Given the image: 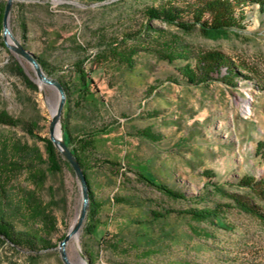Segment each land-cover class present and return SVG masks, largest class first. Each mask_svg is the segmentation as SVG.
Here are the masks:
<instances>
[{
	"label": "rangeland",
	"instance_id": "obj_1",
	"mask_svg": "<svg viewBox=\"0 0 264 264\" xmlns=\"http://www.w3.org/2000/svg\"><path fill=\"white\" fill-rule=\"evenodd\" d=\"M193 1L12 2L11 34L68 88L59 120L64 142L76 148L93 140L84 163L87 215L91 206L93 215H86L78 240L66 243L76 264H264V223L224 193L244 194L237 183L244 174L264 177V161L254 154L264 140V11L247 2L240 27L216 39L146 15L163 6L184 10ZM184 46L189 59L165 58L183 54ZM211 50L237 67L233 85L216 73L204 83L182 79L178 68ZM56 99L32 65L4 46L0 22V113L28 123L39 136L0 123V162L12 163L4 188L16 201L33 197L56 227L47 236L52 246L37 252L0 243V264H62L57 243L79 212L81 193L71 167L61 162L38 179L46 167L40 137L48 136ZM140 173L184 197L165 195ZM197 210L214 211L217 219L192 215ZM18 216L5 211L14 229L25 231L33 221Z\"/></svg>",
	"mask_w": 264,
	"mask_h": 264
},
{
	"label": "trees",
	"instance_id": "obj_2",
	"mask_svg": "<svg viewBox=\"0 0 264 264\" xmlns=\"http://www.w3.org/2000/svg\"><path fill=\"white\" fill-rule=\"evenodd\" d=\"M249 1L256 2L259 10L264 11V0H195L187 4L184 10L178 9L174 6H163L161 8L148 9L146 15L148 18H159L170 24L173 23L184 33L198 30L202 36L216 39L226 36L229 29L240 27L241 20L244 16L243 7ZM3 6L4 5L0 8V22ZM206 14L208 15L207 17H205ZM22 29L24 30V25H22ZM180 51L183 54H164L165 58L168 61H172L176 56L189 59V56H187V53H189L187 46L181 48ZM193 57L194 64H192L191 61H188L178 68V71L185 82L190 84L204 83L210 80V73H216L221 81L233 85L234 78L238 75L237 67L234 66L231 59L225 54L220 51L211 50L201 53L199 52ZM37 60L42 69L48 74L45 69V64L38 58ZM222 67H225L224 74L221 73ZM15 69L19 74H22L21 68L16 66ZM58 80L64 88L66 102H68V88L63 81L60 79ZM79 81H81V86L84 88L86 82L84 80L83 72L80 69ZM27 83L30 84V82ZM83 88H80L79 90L83 91ZM0 123L10 126H21V129L26 131L29 135L34 138H39V136L33 132V127L18 118L0 113ZM68 138L70 139V136ZM40 139L43 141L44 152L46 154V159L43 160V162L46 163V167L38 173V179L42 180L45 174H52L58 171L60 162L67 166L69 165L62 158L47 136L40 137ZM92 144V139L85 138L80 140L79 147L73 148L67 145L78 160L87 184L88 180L85 173L84 163L87 160L86 150L88 147H92ZM254 154L264 161V140H258L256 142ZM4 159V161L0 162V243L8 242L13 247H24L31 252H37L42 248L51 247L52 244L47 236L56 229L55 221L47 217V214L43 211V207L40 206L33 197L30 196V199L28 200L16 201L8 194V189L4 188V179L6 180L7 177L6 168L8 165H12V163L7 161V157ZM140 176L143 180L150 183L157 190L169 197H184L182 192H175L161 181L152 180L142 173H140ZM237 183L239 186L243 187L245 193L238 195L235 193L224 192L225 195L231 197V200L237 208L245 213L257 216L264 223V209L260 205L261 203L264 204V177L255 178L251 174H244L239 178ZM215 189L217 191H222V188L219 186H216ZM21 209L26 210V216H22V212H20ZM89 209L90 212H88V218L93 215V207L91 206ZM6 210L11 211L12 213L14 211L20 216V219L25 222L31 217L33 222L25 231H16L11 222L5 219ZM191 213L204 220L213 217L217 219V215L214 211L197 210ZM35 220L41 222V226H43L42 230L36 228Z\"/></svg>",
	"mask_w": 264,
	"mask_h": 264
},
{
	"label": "water",
	"instance_id": "obj_3",
	"mask_svg": "<svg viewBox=\"0 0 264 264\" xmlns=\"http://www.w3.org/2000/svg\"><path fill=\"white\" fill-rule=\"evenodd\" d=\"M13 0H5L2 16H1V27H2V38L4 46L18 54L24 60L28 61L35 72L37 77V81L40 85H47L55 90L57 93V99L53 103V109L50 113V119L48 121L47 130H48V139L52 142L53 146L60 153L62 158L68 163L74 172L77 181L80 187L81 193V204L80 209L76 217L75 223L70 226L65 235L58 241L57 250L59 253V258L62 264H76L71 261L67 255L66 251V243L70 239L71 236L78 233L80 230L82 223L87 215L88 207H89V189L88 184L85 179V175L83 170L76 159L75 155L71 151V149L67 146L63 139H57L54 135V129L57 122L60 120L62 108L66 101V95L62 84L56 78L49 76L44 72L37 58L21 44L14 36L11 34L9 30V15L12 7ZM79 264H88L87 262H81Z\"/></svg>",
	"mask_w": 264,
	"mask_h": 264
},
{
	"label": "bare ground",
	"instance_id": "obj_4",
	"mask_svg": "<svg viewBox=\"0 0 264 264\" xmlns=\"http://www.w3.org/2000/svg\"><path fill=\"white\" fill-rule=\"evenodd\" d=\"M52 109H53V103L49 105V114L52 112ZM246 109L248 110L249 108L247 107ZM54 135L57 139H63L62 134H61V130H60V123L59 122H57L55 125ZM75 221H76V218L72 222L71 226L75 223ZM78 234H79V231L77 234L71 236L70 239L77 241L78 240Z\"/></svg>",
	"mask_w": 264,
	"mask_h": 264
}]
</instances>
